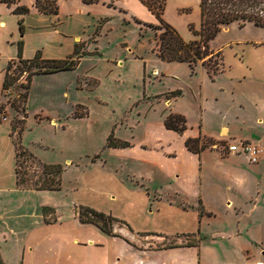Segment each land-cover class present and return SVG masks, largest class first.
<instances>
[{
	"label": "rangeland",
	"instance_id": "1",
	"mask_svg": "<svg viewBox=\"0 0 264 264\" xmlns=\"http://www.w3.org/2000/svg\"><path fill=\"white\" fill-rule=\"evenodd\" d=\"M152 6L154 13L161 14L160 18L174 28L185 42L196 40L189 27L198 29V0H154ZM111 14L105 29L103 28L101 40L97 45L93 44L103 54V59L119 53L125 55L123 51H127L124 46L126 43L133 52L137 51L142 56L148 55V60L154 61L149 53L154 48V36L160 31L143 24L158 26L156 16L152 14L155 21L152 24L139 22L140 34L143 36L141 39L128 15L116 11ZM247 38L257 41L264 39V32L251 26L238 29L235 24L210 42L209 47L222 50L225 73L234 81L220 78L214 82H206V93L209 89L213 100L208 119L205 118L201 125L217 131L221 124H231L237 127L235 131L239 129V136H247L250 139L248 141L262 145L264 114L260 111L264 110V46L243 51L240 45L229 44L246 39V43L254 47L255 42H249ZM217 53L218 51L211 50V54L203 59L205 68L211 74H216L223 67L220 54L219 57L215 56ZM82 58H85V62L71 71L32 79L26 101L21 144L44 164L61 167L60 191H0L1 206H7L10 201H21L26 210L27 206L40 207L44 204L47 209L44 210L46 219L56 221L57 216L65 220L72 219L74 207L82 205L99 212L111 211L128 225L125 219L129 214L140 210L141 202L138 199L133 200L129 193L117 191L111 180L104 179L105 172L102 169L113 172L112 177L119 182H125L126 188H133L135 191L139 189L136 184L141 182L134 175L137 172L151 179L142 184V191L147 192L150 197L146 211L163 213L168 210V205L188 212L183 214L182 224L177 229L180 228L181 232L194 229L201 240L205 238L208 242L212 241V248L221 255L219 261L223 264H246L242 262L244 257L242 260L239 257L242 245L254 251L262 249L261 260L264 264V153L260 162L251 164L245 154L224 153L221 146L226 143L213 142V145L204 150L202 157L201 196L196 195L194 187L186 188L182 184L166 180L162 169L156 163L126 161L120 155L112 158L106 150L107 137L111 134L113 138L130 140L131 134L141 138L144 122L140 121L136 126L131 124V117L111 119V111H116L115 105L121 107L119 101L124 100L122 96L109 94L108 97L113 102L107 108L96 107V101L90 104L80 103L79 94L81 93L80 97L89 98L88 93L93 90L94 85L88 79L79 81L78 76H86L87 66L98 65L94 56L82 55ZM153 66L159 68L150 62V69ZM173 73L178 81L176 86L188 84L183 80L182 70L176 69ZM168 79L161 80V83L167 84L166 89L175 85ZM19 83H24V75ZM236 85L241 86L239 90L235 88ZM154 90L156 87L151 89L152 92ZM13 97L14 93H10L0 104L4 106V115L0 116V122H9L11 126L16 125L15 122L23 117L20 108L11 110L5 104L6 101L13 100ZM6 109L11 110L10 116L6 115ZM133 117L136 118V115ZM258 117L263 118L262 124L256 122ZM51 118L55 119L56 124L50 122ZM23 168L31 178L30 181L41 175L40 170L29 163H24ZM157 200L164 202L166 207H157ZM191 214L196 216L194 220ZM120 226L115 225L113 232ZM186 243L188 241L182 237H172L163 241L162 245Z\"/></svg>",
	"mask_w": 264,
	"mask_h": 264
},
{
	"label": "crops",
	"instance_id": "2",
	"mask_svg": "<svg viewBox=\"0 0 264 264\" xmlns=\"http://www.w3.org/2000/svg\"><path fill=\"white\" fill-rule=\"evenodd\" d=\"M35 1L14 0L8 5L0 0V104L3 102L4 69L9 62L16 60L18 41H22V59L24 60L32 59L36 52H40L43 60H64L77 51L79 58L76 66H78L85 62L82 55L94 56L98 65L87 66L86 76H78L79 81L88 79L94 85L93 90L88 93L89 98L80 97L81 93L79 94L80 103L90 104V102L96 101V107L107 108L113 102L109 99V94L122 96L124 100L119 101L121 107L115 105L116 111H111V119L131 117L133 118L131 124L134 123L136 126L140 121L144 122L141 138L131 136V134L130 140L116 137L115 140L128 143V147L106 146L107 154L112 158L120 155L126 161L156 163L162 169L163 177L166 180L178 185L182 184L186 188L194 187L196 195L201 196L202 174L200 171L205 151L199 154L193 153L186 148L185 141L198 137L219 143L250 140L247 139V136H239V129L235 131L234 129L237 127L231 126V124H221L217 131L201 125L205 118L208 119L213 100L209 89L206 93V82H214L220 78L225 81H234L230 79L229 74L225 73L222 50L209 47L210 51H218L223 66L222 70L212 78L202 65L203 61L198 62L193 71L185 63L161 61L155 53V41L154 48L149 53L154 61L148 60V55L142 56L137 51L133 52L126 43L124 46L127 51H123L125 55L119 53V55L103 59V54L99 53L94 45H97L101 40L104 33L103 28L105 29L108 16L112 15L111 12L116 11L119 14L124 12L128 15L129 19L133 20V28L138 31L141 39L143 38L140 34L141 23L137 24L136 21L149 24L155 22L152 17L154 14L152 15V12L141 3V0H95L93 2L88 0H50L56 3V14H45L38 11L34 6ZM17 6L28 8L29 13L22 17L14 15L12 11ZM19 19H22L23 23L22 34L19 32ZM125 24L129 25V23ZM233 25L235 24L222 29L221 32L228 31ZM247 26L264 32L262 27H255L252 24L244 27ZM248 41H254L255 46L247 44L246 39L229 44L240 45L243 51L256 50L264 46L262 38L258 41L251 39ZM150 62L158 65L159 68L153 66L150 69ZM176 69L182 70L183 80L188 83L185 86H176L178 81L173 73ZM65 72L68 71L38 75L32 79ZM167 79L175 85L166 89L167 84L161 83V80ZM153 87H156V90L152 92ZM240 87V85L235 86L238 90ZM177 91L180 92L179 96L168 97L169 94ZM260 106L263 108L262 104ZM127 109L129 112H126ZM260 113L264 114V110L262 109ZM11 114V110L6 109V115L10 116ZM134 114L136 118L133 117ZM169 114L180 115L185 119L186 130L182 134L165 128L164 118ZM1 115H4V111ZM49 120L53 125L56 124L54 118ZM262 121L261 117L256 120L258 124H262ZM51 123L50 125H52ZM10 132V123L0 122V191L17 192L14 176V148ZM263 139L261 140L263 144L258 143V145L264 151ZM102 172H105L103 173L104 179L111 180L117 191L129 193L133 200L138 199L141 202L139 205L141 211L131 213L125 219L128 225L124 222L126 225H121L122 227L114 230V236H108L92 225L79 224L74 209L72 219L65 220L57 216L56 221H48L43 213L46 209L44 204H41L40 207L38 205L27 206L24 210L21 201L18 203L10 201L7 206L3 207L1 206L2 201H0V258L2 263L223 264L219 261L221 255L212 248V241L208 242L205 238L201 240L199 233L194 229H191L190 232H181L180 228L177 229L182 224L183 214H188V212L179 211L168 205L166 207L161 200H157V207L162 206L161 209L166 207L167 211H163V213L146 211L150 197L147 192L142 191L144 187L142 184L151 180L149 176L145 175V177L137 172L134 174L141 181L136 184L140 190L135 191L132 190L133 188H126L125 182H119L112 177L113 172L104 169ZM101 212L122 221L121 217L111 211L102 210ZM191 215L194 220L196 216ZM197 218L200 217L197 215ZM185 235H191L189 238L192 239L184 237ZM172 237L178 239L182 237L188 242L194 240L197 242V246L162 245L163 241ZM261 250L254 251L246 245H242L239 257L241 260L244 257L242 262L246 264H263Z\"/></svg>",
	"mask_w": 264,
	"mask_h": 264
},
{
	"label": "trees",
	"instance_id": "3",
	"mask_svg": "<svg viewBox=\"0 0 264 264\" xmlns=\"http://www.w3.org/2000/svg\"><path fill=\"white\" fill-rule=\"evenodd\" d=\"M93 2L95 0H88ZM154 0H141L149 11L158 19V26L143 24L153 30H159V34L155 35L156 56L164 62L185 63L194 70L196 64L211 54L209 43L222 31V29L236 24L238 28L252 24L255 27L264 28V0H198L199 10V26L194 30L192 26L189 31L196 40L185 42L177 31L166 24L161 18V14L154 13L152 6ZM6 4H11L12 0H1ZM35 8L45 14H56L57 6L54 1L36 0ZM14 15L24 16L29 13V9L24 6H17L12 11ZM124 13V12H123ZM139 24V21H136ZM19 32L23 33L22 19L18 21ZM219 57V53L215 55ZM79 54H74L64 60H43L40 52H36L34 57L29 60L22 59V41L17 43V58L7 64L4 69L2 81V99L14 93L13 100L6 101L11 110H17L23 113L20 121H16V125L11 126L10 136L14 148V176L15 187L18 190H33L36 192H55L61 189L62 169L59 165H49L41 162L35 155L21 144V133L24 129L26 118V101L30 90L32 77L38 75L53 74L64 71H71L76 67ZM221 60V58H220ZM209 61V60H208ZM205 67V62H202ZM207 70V69H206ZM208 71V70H207ZM210 78L213 75L208 71ZM24 75V83L19 80ZM15 94L17 97L15 98ZM180 92H173L168 97H177ZM4 106L0 105V116ZM164 126L168 130H172L178 134H182L186 130V121L180 115L169 114L164 118ZM213 145V141L198 137L195 139H187L185 141L186 148L196 154ZM106 146L112 148H126L128 143L115 140L110 134L106 139ZM24 163H29L33 167L40 170V176L30 181L27 171L23 168ZM47 210V209H44ZM50 210V209H49ZM52 212V211H51ZM44 216L45 212L43 211ZM76 219L81 225H92L103 234L114 236L113 228L115 225H126L110 215L96 211L88 206L77 205L74 207ZM52 221H55L54 219ZM46 222H48L46 220ZM191 235H185L189 238ZM187 246H197L196 241L188 242ZM0 264H3L0 258Z\"/></svg>",
	"mask_w": 264,
	"mask_h": 264
},
{
	"label": "built area",
	"instance_id": "4",
	"mask_svg": "<svg viewBox=\"0 0 264 264\" xmlns=\"http://www.w3.org/2000/svg\"><path fill=\"white\" fill-rule=\"evenodd\" d=\"M2 120H5V117H2ZM221 151L234 155L240 153L245 154L251 164H257L260 162L261 156L264 153L263 148L260 145L243 140L226 143L221 146Z\"/></svg>",
	"mask_w": 264,
	"mask_h": 264
}]
</instances>
